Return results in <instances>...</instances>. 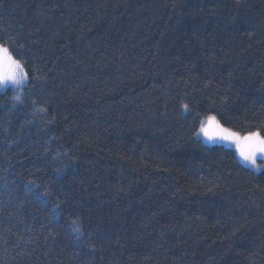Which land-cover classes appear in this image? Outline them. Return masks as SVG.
Instances as JSON below:
<instances>
[{"label":"trees","instance_id":"16d2710c","mask_svg":"<svg viewBox=\"0 0 264 264\" xmlns=\"http://www.w3.org/2000/svg\"><path fill=\"white\" fill-rule=\"evenodd\" d=\"M0 43V264H264V170L198 135H264V0H0Z\"/></svg>","mask_w":264,"mask_h":264},{"label":"snow or ice","instance_id":"6c2138e0","mask_svg":"<svg viewBox=\"0 0 264 264\" xmlns=\"http://www.w3.org/2000/svg\"><path fill=\"white\" fill-rule=\"evenodd\" d=\"M27 79L28 76L21 61L14 59L9 48L4 43H0V87L7 88L9 85L20 87L27 82ZM16 99L19 100L20 97L17 96ZM182 107L185 111L189 110L187 104ZM200 132L209 140L219 138L235 143L240 157L251 168L259 170L261 167L257 164V158H264V135L259 129L241 135L239 132L223 127L216 116L209 115L206 122H201Z\"/></svg>","mask_w":264,"mask_h":264},{"label":"rangeland","instance_id":"374dc122","mask_svg":"<svg viewBox=\"0 0 264 264\" xmlns=\"http://www.w3.org/2000/svg\"><path fill=\"white\" fill-rule=\"evenodd\" d=\"M24 70H25V68H24ZM25 72H26V70H25ZM26 73H27V72H26ZM27 76H28V75H27ZM27 84H28V79H27V82H26L24 85L20 86V87H14V86L9 85L7 88H3V89H12V90L16 93V95H15L16 97H17V96L21 97L22 94H23V92H24V88L27 86ZM203 121L206 122V118L203 119ZM198 135H199V137L202 138V140H203L205 143H207V144H210V145L223 144V145H226V146L232 148V149L236 152V155L238 156V158H239V160L241 161V163H242L244 166H246L247 168H249L250 170H252V171H254V172H261L262 170H264V158H260V157H258V158H257V164L260 165L261 167L259 168V170H257V169H253V168H251V167L247 164V162H245V161L240 157V155H239V151H238L237 146H236L235 143H233V142H231V141H223V140H220L219 138H213L212 140H209L207 137L204 136L203 133L200 132V130H199V134H198Z\"/></svg>","mask_w":264,"mask_h":264}]
</instances>
